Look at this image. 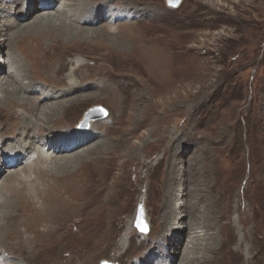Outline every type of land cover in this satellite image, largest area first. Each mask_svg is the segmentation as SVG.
I'll use <instances>...</instances> for the list:
<instances>
[{
    "label": "rangeland",
    "instance_id": "rangeland-1",
    "mask_svg": "<svg viewBox=\"0 0 264 264\" xmlns=\"http://www.w3.org/2000/svg\"><path fill=\"white\" fill-rule=\"evenodd\" d=\"M104 1L90 0L95 6ZM106 2L99 5L102 11L117 3L123 17L97 25L102 21L99 15L97 22L81 21L84 28L70 26L72 33L80 28L107 27L87 41L65 44L42 33H19L13 44L6 45L14 58L7 53L0 77L15 67V59L28 65L35 57L28 70L22 71L27 76V90L46 89L41 79L48 76L39 63L50 62V74L63 80L58 89L66 90L57 100L83 98L82 104L60 109L54 122L41 123L35 114L33 127L44 132L49 123L60 122L53 128L65 126L60 131H72L95 107L94 115L104 116L90 119L82 129L88 131L94 122L111 126L104 138L109 142L107 150H97V146L85 160L68 162L74 166L61 176L35 174L31 166L27 172L23 168L8 176L6 186L24 174L34 179L31 184L24 181L25 185H39L44 193L28 195L37 190L32 186L15 193L0 189V197H16L15 204H22L13 214L12 224L1 231L8 234L0 244L28 264H116L118 250H126L118 258L122 264H140L146 257L154 264L161 253L153 257L148 251L140 252L164 231L166 239L173 241L169 221L164 219L174 213L171 221L176 225L182 226L191 217L195 219L192 228H200L197 233L186 229L178 247L166 250L163 246L167 257L177 256L172 264H182V253L190 252L184 248L189 240L198 243L197 255L204 243L215 244L214 253L204 256L211 259L205 264H264V0H180L177 6L166 0ZM1 3L9 5L1 11L3 15H10L15 4L20 7L19 15L23 13L20 0ZM114 7L107 9L105 19L112 10L118 11ZM32 13L23 22L29 23L39 11ZM127 90H131L129 100ZM116 103H120V112L115 111ZM28 106L17 101L0 104V142L11 138L18 127H26L21 116L31 114ZM97 136L94 132L93 139ZM40 149L54 159L58 156L47 145ZM24 155L21 163L28 156ZM7 167L0 169V178L7 174ZM19 182L17 179L16 184ZM74 200L81 204L67 215ZM194 201L198 205L191 212ZM138 206L146 232L134 224ZM42 221L47 222L44 231L50 233H41ZM208 221H215L212 228ZM130 227L138 237L147 238L128 239L121 230ZM36 238L40 241L37 246Z\"/></svg>",
    "mask_w": 264,
    "mask_h": 264
},
{
    "label": "bare ground",
    "instance_id": "bare-ground-1",
    "mask_svg": "<svg viewBox=\"0 0 264 264\" xmlns=\"http://www.w3.org/2000/svg\"><path fill=\"white\" fill-rule=\"evenodd\" d=\"M2 1L3 0H1V2ZM13 1L15 3L16 0H12V2ZM20 1L22 2L23 7H24L23 11H22L23 13H21V16L18 13L19 10H20V7L17 8V4L14 5V11L11 12V14L9 13L10 15H6V14L3 15L2 14L3 12L1 13V11H3V9L5 7H9V5H6L4 3H1L3 5L0 4V7H1L0 8V17H1L0 18V24H1V26H0V71H2L4 66L7 65V58H8L7 57V53H8V55H11V57L14 58V56L11 53V51L9 50V47H7V46H9L8 44H13L12 43L13 39L19 33H22V34H29V33H31V34H39V33H42L44 35L46 34L47 37L49 38V40L51 39V41L58 40V41H61L62 43H65V44H72V43L80 42L82 40L87 41L88 38H91V36L95 35L96 33L98 34V32H101L102 30L106 31L107 27H103V25H101V28L94 29V30H84V29L80 28V30H78L76 33H72L71 29H70L71 28L70 26H75V25L79 26L80 25V26L83 27V25H81L82 24L81 21L85 22L84 24H90V23H93V22H97V21H99L97 19V17L99 15H101L102 21L97 23V25H100L102 23L105 24V25H108L106 22H104V20L113 19V20L116 21L119 17H123V15H122L123 10L120 9V8H122V6H120L117 3H113L112 5H110L109 7L105 8L102 11V9L99 7V5L100 4L101 5L107 4V2H106L107 0H105L104 2H101V3L98 2V4L96 6H95V4L93 2H90V0H70L69 2H67L66 0H20ZM59 1H61L60 4L59 3L57 4V2H59ZM17 3H18V0H17ZM112 6H115L114 9H116L118 11L115 12L114 10H112L113 13L109 15L110 17H108V19H105L104 14L106 13L107 9L111 8ZM98 7H99V9H98ZM25 9H26V11H25ZM33 11H35V12L39 11V13H37L35 16L33 15L34 17L29 23L23 22V21L26 20L27 17L30 18V16L33 14L32 13ZM27 12H28V14L29 13H32V14L28 15ZM90 12H91L92 15L89 18H86V16H85L86 13L89 14ZM4 13H6V12H4ZM22 17H24V20H23ZM6 21H8L9 23H7ZM15 45L18 46L17 44H15ZM23 51L26 52V50H23ZM21 54L24 55L23 52H21ZM18 56H19V54H18ZM15 58H16V56H15ZM34 60H35V57L30 59V63H32ZM14 62L16 63L15 67L10 69V71H8V73H3L2 77H0V104H4L5 102H8V101H10V102L11 101H17L19 103L25 102L27 105H29L28 107L31 110L30 111L31 114L30 115H28V114L25 115L24 114L23 116H21L22 117V121H23V123L22 122L21 123L26 126L25 128H23V126L18 127V130L14 131L13 135H11L12 136L11 138H9L8 140L6 139V140L0 142V169L5 164L9 165V167L6 168L7 174L3 175L2 178H0V189L4 190L6 192L15 193L16 191L20 190L21 188H22V190H24V189L26 190L27 188L29 189L28 186H32V187H35L37 190L33 191L32 193H28V192H25V193H28V195L29 194L31 195L34 192L44 193L42 191H39V189H38L39 185H36V184L35 185H25L24 181H26V184L27 183L31 184L32 181H30V180H34V179H33V177L27 178V175L25 177L24 174H21L22 176L20 175L21 177L17 178L20 181L18 184H16L17 179H15V184H11V185L6 186L7 183H8V176L9 175L11 176L12 172H18V170H21L23 168H24V172L25 171L27 172V167H28V170H29V166H31V168L34 170L35 174L36 173H44L45 174V173L49 172V173H57L58 175L60 174L59 176H61L64 173H67L74 166V164H72L74 160H76V161L85 160L89 156V153L93 152V150L97 146H98L97 150H101V149H103L102 151L107 150L106 145H107L108 141L106 139H104V138L107 136L108 130L110 129L109 127L111 125L110 124H108V125L105 124L104 125V124H100L98 122H94V123H92L90 125L89 130L85 131L86 129H82L81 128V123H80L78 125V128H75V130L70 131L67 128V130L63 132V131H60V130L63 129V128H66L65 126H60V128H56V129L53 128L54 126L58 127V125L60 124V122H58V123L53 124L52 126L49 123L48 127H46L47 130L43 129L44 132H41L40 128L36 129V126L33 127L31 125V123L34 122L32 117L34 118V116H36L35 114L38 115L39 122H41V123L42 122L44 123V121H46L48 123V121H51V120H52V122H54L55 121L54 117H57L56 113H59L60 109L63 110L65 107H67V106H69L71 104H73V105L82 104L83 103V98L81 96L76 95V96H70V97H68V99L57 100V99H59L58 97L61 96L63 94V92L66 91V90H59L58 89L57 86H59L63 82V80L54 79L53 75L50 74V70H51V63L50 62H48V63H39V67L48 76L47 77L48 79H41V82H42L43 86L46 87V89L45 90H39V91L27 90V86H26V78H27V76L25 74H23L22 71L25 70V69L28 70V66L30 65V63L28 65H26V64H23V63H19L18 60H16V59L14 60ZM11 63H9V65ZM13 63L11 65H13ZM74 73H75V71L73 72V74ZM52 80L54 82H52ZM71 83H72V81H71ZM58 91H60V92H58ZM72 92H74V91H72ZM113 92L118 94L115 90H113ZM29 95H33V96H36V97H30ZM130 95H131V90H127L126 96H127L128 100H129ZM124 99L122 100V103H123ZM119 107H120V103H116L115 104V111L116 112H120ZM97 109H99V108H97ZM11 110H12V108H11ZM93 110H95V109H93ZM22 113H23V111H22ZM19 128H20V130H19ZM94 132H96L99 135V137H101V138H99L97 136L98 140H96L97 138L93 139ZM6 137H7V135H6ZM8 137H9V135H8ZM46 145L48 146V148L50 147V149H49L50 152H54L55 153V156H57V155L59 156L60 153L64 154V155H62L61 157L57 156L58 157V158L56 157L57 159L56 158L55 159L52 158V156H49L48 154H47L48 156L45 155L43 153L42 149H40V148H41V146L45 147ZM3 146H5V150L2 149ZM79 148H81V149H79ZM34 151H37L36 155H35ZM8 153H10V154L8 155ZM23 154H25L26 156L28 155V156H27L26 159H24V162L21 163L22 162V158L21 157L23 156ZM46 162L51 163V164L48 167H45V168L42 167L41 164H43V163L45 164ZM68 162H72V163H68ZM20 163H21V167H16V166H20ZM90 170H89V172H90ZM95 171H96V173L98 172L97 170H95ZM39 175H41V174H39ZM73 175H75V173ZM52 176H53V174H52ZM81 176H83V175H81ZM67 179H65V180L67 181ZM69 179H71V177ZM75 179H77V178H75ZM37 181L35 180L34 182L37 183ZM40 181H42V183L46 182L44 179H41ZM62 181H61V183H62ZM68 181H70V180H68ZM63 182H65V181H63ZM78 182H77V184H78ZM63 186L65 187L64 184L61 187H63ZM51 187H53V186H51ZM51 187H50V189H51ZM66 190L69 191L70 188L66 189ZM71 191H74V190H71ZM79 191H78V193H79ZM83 191L84 190H81V192H83ZM75 192H76V190H75ZM84 192H86V191H84ZM69 193H70V191H69ZM72 194H74V193H72ZM79 194L82 195L81 193H79ZM3 195H5V194H3ZM34 195H35V193H34ZM51 196H53V195H51ZM79 197L76 196V198H79ZM81 197H84V196L82 195ZM86 197H88V196H86ZM15 199H17V198L15 197V198H10V199H5L3 196L0 197V242L2 241L1 239H3V237H5L6 234H8L6 232H1V231L8 224H12V221H14V218H15V217H13L14 216L13 214L16 212L17 209L19 210V208L22 206L21 201H18V204L16 205L15 204ZM64 199H66V198H64ZM59 200H61V199H59ZM30 201H32V200H29V202ZM27 202H28V200H27ZM67 203H66V205H69L71 203L73 204V205H69L68 206V210L66 211L67 215L70 214L69 213L70 209L72 211V210L76 209L75 206L77 207V206H79L81 204V202H75V200L72 201L69 204H67ZM197 205H198V203H196V201L192 202L191 203V208H189V210L191 212H194V210H196V206ZM38 206H40V204H38ZM166 206H167V204H166ZM43 207H44V205H43ZM207 207L205 209H207ZM88 211H89V209H88ZM101 211H102V209H101ZM209 211H211V210H209ZM172 212L173 211H171V213ZM77 213H78V211H77ZM49 214H50V212H49ZM88 215H90V214H88ZM200 215L201 214H199V216ZM50 216H51V214H50ZM167 216L164 219V222L169 221L168 225H167V226H170L169 228L171 229L170 232H169V233H171L169 237H172L173 241H170L169 238L166 239L165 231H164V233L158 239H155V240L151 239L150 243L148 245H146V247L140 252L141 254H143V253L148 251V256L151 254V256L153 255V257H154V255H156L158 253L159 254L161 253L162 257L160 259H156L154 264H172L173 259L175 257H177V256L175 255V256H173V258L167 257V253L165 252L164 247H165L166 250H167V248H171V247H175V246L178 247V245H179L178 242L183 238V236H181V235L183 234V232L186 231V229L190 233H194L197 230L196 228H200V226L196 227L194 229L192 228V226H194L193 223L195 222L194 218L192 219L191 217H189L190 218L189 221H187V220L183 221L182 220L183 221L182 222L183 225L180 226L179 224L176 225L174 220L171 221L172 218H174V216H175L174 213H172L171 217L169 216L170 220H169V218ZM182 216H180V218H182ZM203 216L206 217L205 214ZM45 217L47 218L46 215H45ZM70 217H72V215ZM142 217H143V215H142ZM214 217L215 216H211V219L214 220ZM208 218L209 217H207V219ZM214 222L208 221V223H209L208 227L212 228ZM46 223H47L46 221H42L41 224H40V227H41V230H42L41 231L42 234L50 233L48 231H44V229L46 228L45 227ZM189 223H191V224H189ZM204 224H205V221H204ZM97 225H98V223H97ZM121 231L124 232L127 235L128 239L135 238L138 241H141V240L144 241L147 238V237L146 238L138 237V233L135 231V229L133 227L125 228V229H123ZM185 237H186V235H185ZM100 239H101V236H100ZM39 243H40V241L38 240V238H36L35 245L37 246ZM35 245H34V247H35ZM94 245H96V244H94ZM204 245L205 246L203 247V249L200 250V254L197 255L198 252H199V251H197L198 247H199L198 243L193 241V240L187 241V243L185 244L184 248L185 249H189L190 252H183L180 262L182 264H205L206 260H211V259H206V258L204 259V256L207 253H214L213 251L215 250L216 246H214L215 244L212 245L211 242L210 243H204ZM201 246H203V245H201ZM25 247H26V245H25ZM38 250H39V248H38ZM125 251L126 250H124L122 252V251L118 250V254L119 255L117 256V258H114V259H117L116 261L114 260V262H116V264H122V263H120V259H118V258ZM219 251L220 250H218V252ZM16 254L17 253H15L12 250H10L9 248H7L4 244H0V263L1 264H28L25 261L24 262H20L19 258L16 256ZM27 254H29V253H27ZM26 255H25V257L27 258ZM113 256L115 257L116 255H113ZM91 258H92V256H91ZM139 258H140V256H139ZM207 258H208V256H207ZM215 258H217V257H215ZM139 263L140 264H152V258L151 259H150V257H146L144 259L142 258V260L139 261ZM123 264H125V263H123Z\"/></svg>",
    "mask_w": 264,
    "mask_h": 264
},
{
    "label": "water",
    "instance_id": "water-1",
    "mask_svg": "<svg viewBox=\"0 0 264 264\" xmlns=\"http://www.w3.org/2000/svg\"><path fill=\"white\" fill-rule=\"evenodd\" d=\"M179 1L180 0H166L167 4L170 5V6H177L179 4ZM97 108H99L102 111H104L100 107H97ZM95 109H96V107H95ZM94 111L95 110L91 109L85 114L84 119L81 122V126L82 127H87L88 122H89L90 119L92 120V119H96V118L104 116V115H94V113H93ZM104 113H105V111H104ZM135 224H136V226L138 227V229L140 231H143V232L147 231V225L145 224L144 220L142 219V210H141L140 206H138V212H137Z\"/></svg>",
    "mask_w": 264,
    "mask_h": 264
}]
</instances>
